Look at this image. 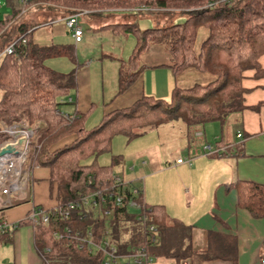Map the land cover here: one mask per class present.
<instances>
[{
  "label": "trees",
  "instance_id": "1",
  "mask_svg": "<svg viewBox=\"0 0 264 264\" xmlns=\"http://www.w3.org/2000/svg\"><path fill=\"white\" fill-rule=\"evenodd\" d=\"M3 7L8 13L0 19V55L12 43L14 52L0 57V145L8 140L1 133L3 126L22 123L36 130L32 145H40V150L33 166L49 171V194L54 195L57 207L77 201L111 180L121 165L120 157L112 156L106 166H99L96 159L110 152L116 136L130 140L163 125L181 122L191 137L206 124L224 126L231 116L264 105L260 102L248 107L244 96L249 89L243 84L247 78L264 79V67L260 63L264 56V0H3ZM43 7L63 10L67 17L82 11L138 10L140 14L133 15L134 18L155 19L161 13L179 10V15L185 17L183 24L143 31L138 29L136 21L108 27L114 34L125 32L135 37L129 58L119 63L115 97L135 83L144 69L140 58L153 43L168 46L174 77L193 70L207 82L184 89L175 87L169 101L143 96L129 107L103 115L96 126L86 129L85 114L74 111L70 115L60 110L64 100L65 104L74 103L70 95L77 88L76 70L64 74L45 65L47 59L62 56L75 62L74 48L40 47L33 43L29 31L38 25L30 28L18 23L28 9ZM198 27L207 29V37L195 52ZM242 149V145H236L234 155L240 156ZM89 159L91 162L86 163ZM89 177L94 178L92 184L88 183ZM224 188L226 193L235 191L237 208L251 219H264V185L236 181ZM146 207L160 234L158 242L147 248L154 259L171 260L175 264L183 261L195 264L199 259L204 263L238 264L235 237L209 232L208 246L201 254H195L191 228L170 218L164 206L146 204ZM2 212L0 224L4 220ZM84 215L76 211L66 222L58 219L53 222L81 231L108 224L120 253L136 251L144 243L141 226L132 210L117 209L110 219L92 213ZM214 220L219 221L215 217ZM22 224L25 221L19 226ZM33 230L34 247L50 264H102L100 255H88L75 243L53 240L48 227L38 226ZM5 236H0V241ZM260 253L264 258V240Z\"/></svg>",
  "mask_w": 264,
  "mask_h": 264
},
{
  "label": "crops",
  "instance_id": "2",
  "mask_svg": "<svg viewBox=\"0 0 264 264\" xmlns=\"http://www.w3.org/2000/svg\"><path fill=\"white\" fill-rule=\"evenodd\" d=\"M135 14H138V12L84 11V15L81 17L79 23L80 29L83 32L79 43H74L71 34L65 28L64 19L67 18V15L60 9L30 8L19 19L18 23L30 28L38 25L37 28L29 31H32L31 39L33 43L40 47L61 45L72 46L74 50H77L78 48L84 49L92 45V41H95L96 36L110 35L111 38H125V43L122 44L123 48L106 47L105 50L101 49L100 58L94 61L90 60L89 62H85V64H81L76 56V63L79 64L77 66H81L77 70L69 63L70 60L59 61L57 65L54 63L45 64L48 68L64 74L76 70L77 88L73 92V96L70 95V100L74 102L71 105H74V111L88 116L95 108L107 106L102 111H108L107 113H109L121 109H115V107L129 105L143 96L153 98L156 95V97L165 99L170 96L172 89L178 87L180 82H183L182 89H184L189 87V85L193 86L198 80L202 79V75L195 71H186L182 75L174 77L170 69L172 64L170 54V64L167 66L162 64L161 59L153 60L155 62L148 66L141 64L144 69L135 83L124 94L115 97L119 63L120 61H126V55L130 56L129 51L133 49L134 41L129 38L130 34L122 32L117 35L108 27L137 22V18L141 17L137 16L134 18L133 15ZM165 22L161 21L160 24L163 25ZM39 24L42 25L39 26ZM137 25L139 26V24ZM155 44L164 45L169 50L167 45L159 43H153L150 47ZM165 68H168L170 73L169 71H163V69L166 70ZM146 72L154 74L151 77L152 85L150 87H146ZM157 74H159L161 80L156 77L158 76ZM249 76H251V73H249ZM163 78H165V82L162 80ZM243 84L249 89L244 96L245 104L248 107L264 102V79L255 80L247 78L243 81ZM116 98L120 99L116 101ZM224 126L225 133L221 132L220 137L215 135L216 137L212 138L213 145L227 151L228 154H225L223 157L225 158L224 162L214 160L202 161L208 164L209 169L197 171L194 170V165L188 168L184 167L183 164H177V161L175 163L177 165V178L182 183L181 188L177 191L178 201L181 204V200H185L187 205H189L203 199L205 201V208L199 214L184 216L181 211L171 214L166 205L162 206H164L170 218L178 220L183 225L191 228L193 232L192 241L195 240L197 232H200L201 239H203V244L206 248L208 246L207 234L209 232L233 236L237 240L238 264H262L264 258L261 256L260 247L264 240V219L253 220L245 211L237 208L235 191L226 193L224 186L236 181H248L264 185V105L258 109H246L238 115L231 116L226 120ZM237 133H241L243 136L242 143L236 139ZM195 135L198 138L204 137V134L200 130H197ZM219 141H221V144H215ZM236 145H242L243 147L240 156L234 155ZM222 156H219V158ZM119 157L120 161H122L123 158ZM208 158H214V156ZM219 164H222L224 169H220ZM143 165L145 166V163ZM210 166H212L211 169ZM115 172L128 181H134L135 184L138 183L139 179L143 178L141 173L133 174V168L129 169L132 175H127L128 170L127 172L125 171L122 163ZM183 176H198L200 181L196 184L183 183ZM48 179L49 171L47 169L35 168L32 173L31 183L28 186L26 201L17 203L14 209L4 213L5 219L3 221L16 228L2 239L6 243L0 244L4 248V251L0 255V264H45L34 247L33 228L26 222V224L20 226L19 223L26 220V216L32 206L42 207L46 210L56 207L54 195L50 197L49 194ZM34 180L42 183L33 185L32 182ZM29 202H31L29 206L23 205ZM191 204L189 207L192 206ZM187 210L189 211L190 209ZM214 217L220 222L214 220ZM221 223H225L227 227L224 228ZM165 260L158 259L156 264H168ZM186 263L191 264L190 262ZM195 264L228 263H204L203 261L200 262L199 259Z\"/></svg>",
  "mask_w": 264,
  "mask_h": 264
},
{
  "label": "rangeland",
  "instance_id": "3",
  "mask_svg": "<svg viewBox=\"0 0 264 264\" xmlns=\"http://www.w3.org/2000/svg\"><path fill=\"white\" fill-rule=\"evenodd\" d=\"M55 9V8H52ZM57 10V9H56ZM84 12V11H83ZM134 12H138L135 10ZM8 12L3 7V0H0V19L6 15ZM180 11L175 10L172 12L161 13L156 17H141L137 18V24H139L138 29L143 31L145 29H153L157 27L183 24L185 22V17L179 15ZM70 16V15H69ZM133 19V18H132ZM161 21H166L163 25H161ZM147 23V25H146ZM207 37V29L204 27H198L196 32V37L194 41V50L198 52L200 49L201 43ZM130 39L134 41L135 37L130 34ZM125 43V38H111L110 35L104 36H96L95 41H92V45L85 47L84 49H77L74 51L75 62L69 61L66 57H56L50 58L45 61V64H55L59 63V61L68 60L69 63L72 64L73 68L79 69L81 66H77L79 64L76 63V56L78 58L79 63L85 64V62H89L90 60L94 61L95 59H99L101 56V49L106 47L112 48H123ZM132 49H130V52ZM129 55H126L125 60L128 59ZM156 59H161L162 64L165 66L170 64V53L169 50L164 45L155 44L151 46L140 58V64L142 65H150L154 63ZM1 60V59H0ZM110 61V60H106ZM1 62V61H0ZM260 63L264 67V56L260 59ZM80 64V65H81ZM163 69V71H169L168 68ZM189 72H194L193 70H189ZM196 72V71H195ZM145 82L146 87H150L152 84V78L154 74H150V72H146ZM185 73V72H184ZM183 74V73H182ZM181 74V75H182ZM200 74V73H199ZM156 76L159 80V74ZM182 77V76H181ZM202 79L198 80L197 83L205 84L207 79L201 76ZM157 79V80H158ZM183 79V78H180ZM165 82V78L162 79ZM183 82L178 84L179 88L183 87ZM192 85H189V87ZM187 87V88H189ZM171 95V94H170ZM73 96V92L71 93ZM171 96L166 97L165 99L159 97H153L154 99H160L169 101ZM120 98H116L118 101ZM64 104L60 106V110L65 114H72L74 112V105ZM134 103V102H133ZM133 103L129 105H123V107H115L117 108H126L129 107ZM107 107V106H106ZM106 107L95 108L92 112L86 116L85 118V128L90 129L98 124L101 120L104 113L102 110ZM113 110V109H112ZM22 124V123H19ZM24 125V124H22ZM26 126V125H24ZM27 127V126H26ZM198 130L202 131L204 134L203 138H198L195 134L191 137L187 136V129L181 122H173L159 127L156 130L147 131L145 134L138 136L136 138H132L128 140L123 136H116L112 141L111 150L108 153L101 154L97 159L96 163L99 166H106L110 164V160L112 156L118 157L121 156L123 160L121 161L122 166L124 167L127 175H132L129 172L130 168H133L135 173H141L144 178L143 189H144V202L149 206H162L166 205L169 213L182 212L184 216L188 214H199L205 208V201L199 200L196 203L191 204L189 207L187 203L181 200V204L178 201L177 191L181 188L182 183L179 178H177L176 169L177 165L175 164L177 160L184 161V167L190 168L194 165V170H203L209 169V166L206 160H214L224 162L225 158H219V156H214V158H208L203 155V147H206L208 144L212 145L213 137L219 136L220 133H225V126H221L217 123L206 124ZM216 135V136H215ZM232 135V132H231ZM217 157V158H215ZM186 161H190L188 164ZM91 159L87 160L86 163H90ZM145 163V166L143 165ZM195 163V164H194ZM190 166V167H189ZM212 166H210V169ZM220 169H224L222 164H219ZM45 169V168H43ZM198 176H183L182 182L196 184L199 183ZM42 182L34 180L32 182L33 185H39ZM31 202L23 205H30ZM17 207V206H16ZM188 207V208H187ZM15 208V207H14ZM12 208V209H14ZM12 209H8L3 211L1 214L5 219L4 213L10 211ZM187 209H190L189 211ZM172 216V215H170ZM30 226V225H29ZM31 227V226H30ZM32 228V227H31ZM200 232H197L195 240L192 241L193 250L195 254H201L205 246L203 244V239H201ZM193 236V232H192ZM6 243L5 240L0 241V244ZM4 248L0 245V255ZM1 258V256H0ZM158 259L154 260V264L157 263ZM168 264H174L171 260H165ZM185 261L180 262L179 264H183Z\"/></svg>",
  "mask_w": 264,
  "mask_h": 264
},
{
  "label": "built area",
  "instance_id": "4",
  "mask_svg": "<svg viewBox=\"0 0 264 264\" xmlns=\"http://www.w3.org/2000/svg\"><path fill=\"white\" fill-rule=\"evenodd\" d=\"M84 12H77L64 19V26L71 34L74 43H79L83 32L79 23ZM26 44L25 41L22 42ZM14 52V44H10L2 52L1 56L11 55ZM70 119H73L70 117ZM36 130L22 124L3 126L1 133L8 140L0 145V211L15 207L17 203L26 201L28 186L31 183L32 173L35 167L34 161L40 150V145H32ZM238 141L243 140L241 133L236 134ZM242 143V142H241ZM240 143V144H241ZM205 157L222 156L228 154L226 150L219 149L215 145H207L202 149ZM190 164V161H186ZM177 164L184 161L177 160ZM132 170V169H131ZM93 177L88 178L92 184ZM141 178L135 184L121 175L114 173L110 181L95 192L80 197L77 201L68 203L63 207H54L46 210L42 207L32 206L26 216L25 222L32 228L43 226L50 229V234L55 241H67L84 249L88 255H100L102 264H154V258L150 256L148 245L158 242L160 234L153 224L150 210L144 202V189ZM117 209L132 210L137 223L141 226L144 235V243L136 251L120 253L112 239L109 226H96L85 231L72 230L66 226H59L53 219L66 222L77 211L78 215L92 213L103 219L113 218ZM86 212V213H85ZM84 215V216H85ZM16 227L6 222L0 224V236L8 235ZM48 250H46V253ZM40 257L45 264H50L42 254ZM70 264V263H67ZM183 264H187L184 262ZM264 264V261H262Z\"/></svg>",
  "mask_w": 264,
  "mask_h": 264
},
{
  "label": "water",
  "instance_id": "5",
  "mask_svg": "<svg viewBox=\"0 0 264 264\" xmlns=\"http://www.w3.org/2000/svg\"><path fill=\"white\" fill-rule=\"evenodd\" d=\"M0 154H3V152H1Z\"/></svg>",
  "mask_w": 264,
  "mask_h": 264
}]
</instances>
